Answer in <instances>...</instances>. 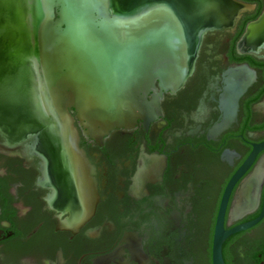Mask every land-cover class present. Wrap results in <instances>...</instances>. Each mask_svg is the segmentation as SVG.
Returning <instances> with one entry per match:
<instances>
[{"label":"flooded vegetation","instance_id":"af4514ba","mask_svg":"<svg viewBox=\"0 0 264 264\" xmlns=\"http://www.w3.org/2000/svg\"><path fill=\"white\" fill-rule=\"evenodd\" d=\"M232 1L238 16L207 20L190 77L163 94L162 116L148 128L140 121L97 142L70 110L84 153L71 167L54 137L50 155L38 136L0 134V264H214L218 216L241 170L225 230L264 213V150L247 163L264 144V59L242 48L264 0ZM233 79L249 83L236 113ZM223 257L264 264V217L229 237Z\"/></svg>","mask_w":264,"mask_h":264},{"label":"water","instance_id":"95a60500","mask_svg":"<svg viewBox=\"0 0 264 264\" xmlns=\"http://www.w3.org/2000/svg\"><path fill=\"white\" fill-rule=\"evenodd\" d=\"M117 2L0 0L2 136L11 139L4 123L24 121L26 113L40 116L42 112L40 119H44L47 105L53 137L71 167V157L84 153L70 110L75 111L85 136L97 142L115 130H132L140 121L148 128L162 116L163 94L176 93L190 77L214 10L188 8L184 0L183 6L173 0H124L129 7L122 10ZM15 23L12 42L9 27ZM261 24L264 12L248 25L242 48L264 59V39L255 48L247 47ZM238 70L248 72L249 67ZM232 83L241 87L233 97L236 113L249 83L236 79ZM225 127L224 122L216 130ZM48 129L40 125L15 141L35 136L42 141ZM262 150L264 144L257 145L247 163ZM240 172L230 182L218 216L214 264H226L223 245L229 237L256 226L264 217L263 213L249 224L225 230L228 200Z\"/></svg>","mask_w":264,"mask_h":264},{"label":"bare ground","instance_id":"6f19581e","mask_svg":"<svg viewBox=\"0 0 264 264\" xmlns=\"http://www.w3.org/2000/svg\"><path fill=\"white\" fill-rule=\"evenodd\" d=\"M117 1H118L117 6H119L120 9L128 10V8H125V7H129V6L125 3H122V2H124V0H117ZM174 1L181 3V0H174ZM186 2H187L186 5L188 6V8L192 7L194 9H197L198 11H200V10L204 11V10H207L208 8L209 9L212 8L214 10V12L212 13L213 18H211V19L217 20L221 25L230 24L231 21L233 20V18L237 17L240 10H241V6H237L235 4H232L228 0H185V3ZM181 5L183 6L182 3H181ZM182 9L186 14H189L185 8L182 7ZM263 39H264V24L263 25L261 24L260 26H258L255 29V32L253 33L252 38L247 43V47L248 48H251V47L255 48L258 44H260L262 42ZM44 103L46 104L45 100H44ZM45 106H46L45 107V109H46L45 113L47 115H46V117L44 116V119H42V118L40 119V117L42 116V112H41L40 116L34 115L33 113L32 114L30 113V115L28 113H26L24 115V118H25L24 121H20V122L12 121L9 124H7L8 122L4 123L5 124L4 131L12 139L17 140V139L21 138L27 132L33 131L36 129V127H39L40 125L42 126L43 124H45V126H48L50 132L47 130L46 136L49 134V138H46L43 140L42 147H44L46 149V151L49 152L50 155H53V153H54L53 144L50 141L51 138L53 137V135H51L50 133H52V134L54 133V129H53L54 127H52V125L50 124V121H48V119L50 118V114H49V110H48L49 108L47 105H45ZM45 113L43 112V114H45ZM4 124H2V125H4ZM54 140H55V138H54ZM54 144H56V140H55Z\"/></svg>","mask_w":264,"mask_h":264},{"label":"rangeland","instance_id":"374dc122","mask_svg":"<svg viewBox=\"0 0 264 264\" xmlns=\"http://www.w3.org/2000/svg\"><path fill=\"white\" fill-rule=\"evenodd\" d=\"M17 28V24L15 23V24H12L10 27H9V33L11 34V37H12V42H15V40H14V33H15V29ZM14 40V41H13Z\"/></svg>","mask_w":264,"mask_h":264},{"label":"trees","instance_id":"16d2710c","mask_svg":"<svg viewBox=\"0 0 264 264\" xmlns=\"http://www.w3.org/2000/svg\"><path fill=\"white\" fill-rule=\"evenodd\" d=\"M260 12H261V8H259V10H258V12H257V14H256V17H258V16L260 15ZM256 17H255V18H256ZM244 30H245V26L243 25V26L241 27V30H240V32H239L238 37L241 36V34H242V32H243ZM251 61L256 62L255 60H252V59H251ZM255 65H258V63L256 62Z\"/></svg>","mask_w":264,"mask_h":264}]
</instances>
